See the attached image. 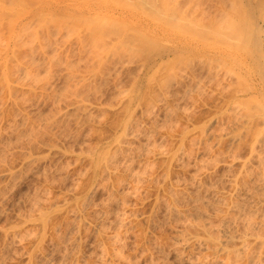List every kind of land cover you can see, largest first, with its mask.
Segmentation results:
<instances>
[{"label":"rangeland","instance_id":"rangeland-1","mask_svg":"<svg viewBox=\"0 0 264 264\" xmlns=\"http://www.w3.org/2000/svg\"><path fill=\"white\" fill-rule=\"evenodd\" d=\"M12 2L0 0L1 40L10 32L7 18L18 25L28 22V8H13ZM29 27L26 33L32 36L39 28ZM23 41L30 45L33 39ZM32 47L34 53L23 50L8 63L7 79L0 71V264H199L208 253L176 252L174 236L187 221L218 225L217 193L230 192L226 177L238 170L239 157H249L248 140L230 150L223 137L235 133L229 117L234 114L222 113L225 94L205 79L206 69L198 72L204 88L197 94L186 91V80L165 89L149 81L132 111L126 100L137 77L135 64L118 65L81 88L76 82L92 68L75 42L59 40L46 55L38 45ZM24 67L31 72L26 75ZM79 98L90 116L72 111ZM126 108L133 112L139 139L117 151L108 168H99L91 155L114 137L130 114ZM232 159L237 161L229 164ZM227 164L234 165L232 170ZM130 170L144 173L142 184ZM171 200L182 217L168 211ZM39 208L46 212L42 222ZM122 213L126 217L120 225ZM115 234L119 237L112 240Z\"/></svg>","mask_w":264,"mask_h":264},{"label":"bare ground","instance_id":"bare-ground-1","mask_svg":"<svg viewBox=\"0 0 264 264\" xmlns=\"http://www.w3.org/2000/svg\"><path fill=\"white\" fill-rule=\"evenodd\" d=\"M20 5L29 10L28 22L18 25L7 18L10 25L7 46H3L7 40L0 38L1 42L4 41L0 46V51H4L0 52L3 54L0 57V71L5 79L9 75L8 63L17 61L23 50L31 55L35 52L32 45L36 44L46 55L47 50L59 40L64 44L75 42L81 54L86 56L85 60H90L92 69L86 78L77 82V78L74 81L69 78L81 88L95 77L103 79L118 65L127 68L131 63L135 64L137 77L127 96V108L140 100V93L151 80L159 83L161 89L168 88L172 83L188 82L186 91L188 88L189 93L197 94L204 88L198 72L206 69L205 79L213 82L225 94L222 113L234 114L233 119L229 114L232 120V125H229L234 127L232 133H235L224 130L227 133L222 136L228 138L230 150L241 147L242 142L245 144V140H248L249 157L242 160L237 155L242 162L238 170L234 167L237 170L234 175L230 171L233 175L231 178L226 177L230 192L224 193L222 190V193H217V205H212L219 215L221 212L219 218L216 215L218 221L215 224L218 225L214 227L203 219L204 223L184 221L185 226L174 236L173 247L176 252L192 249L208 253L205 259H198L199 264H264V0H13V8ZM30 24L39 27L33 36L26 33L31 28ZM38 30H42L44 35L39 36ZM53 30L57 31L54 35ZM25 36L33 39L30 45L23 41ZM27 71L26 75L29 74ZM7 84L10 87L11 84ZM77 100L72 111L81 110L84 117L90 116L91 109L87 108V111L85 101L82 98ZM87 107L90 108L89 105ZM127 108L125 112L129 114L135 107L131 108L132 111ZM132 113L118 125L111 140L88 152L93 151L91 156L95 166L108 168L117 151L139 139L137 128L135 130L133 126L135 120L131 119ZM203 138L199 140L204 141ZM202 141H199V146ZM235 155L232 157L237 159ZM31 157L28 156V159ZM229 164L225 167L232 170L234 165L231 167ZM132 173L130 175L138 183L144 180L143 172ZM243 186L251 188L244 189ZM212 194L215 197L214 191ZM171 201L167 206L168 211L181 216L183 212L180 213V209ZM195 201L203 202L201 199ZM243 204L246 208L241 209ZM43 209H40L39 222L44 220L46 214ZM233 212L234 217H239H235L237 220L232 218ZM126 214L122 213L118 218L120 225ZM115 235L111 236L112 240L119 237Z\"/></svg>","mask_w":264,"mask_h":264}]
</instances>
